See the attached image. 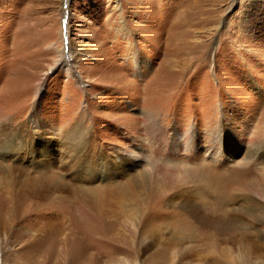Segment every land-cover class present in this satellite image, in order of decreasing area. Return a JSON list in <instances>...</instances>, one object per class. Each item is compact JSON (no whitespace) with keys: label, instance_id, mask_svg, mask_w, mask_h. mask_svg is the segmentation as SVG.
Wrapping results in <instances>:
<instances>
[{"label":"rangeland","instance_id":"obj_1","mask_svg":"<svg viewBox=\"0 0 264 264\" xmlns=\"http://www.w3.org/2000/svg\"><path fill=\"white\" fill-rule=\"evenodd\" d=\"M204 169L264 256V0H0V264H155Z\"/></svg>","mask_w":264,"mask_h":264},{"label":"bare ground","instance_id":"obj_2","mask_svg":"<svg viewBox=\"0 0 264 264\" xmlns=\"http://www.w3.org/2000/svg\"><path fill=\"white\" fill-rule=\"evenodd\" d=\"M72 49L74 47L70 48V55L73 54ZM204 170L207 171L204 173V175L206 174L204 176L206 187L199 189L198 194L193 197L194 200L195 198L200 200L198 204L183 208V212H172L166 216L164 220H167L165 223L167 234L165 238H162L163 242L143 241L145 245L154 243L149 245V248L152 249L159 246L160 251L157 254L154 253L158 257L155 264H174L179 254L183 252V255H187L191 254V251L204 264L264 263V260L262 261L264 256L245 243L257 236V232L249 224L236 217L241 215L238 210L227 205L230 199H234L233 193L239 190L233 188L232 184H235L236 187L241 184L242 181H239L238 178L242 177V171H234L231 175L226 176L216 170ZM94 208L87 210L84 208L81 212L88 215L89 210L96 211L97 208ZM240 211L250 220L264 224V214L260 217L255 208L251 207L245 211L240 209ZM51 235L53 234L51 233ZM202 246L206 250L198 249Z\"/></svg>","mask_w":264,"mask_h":264}]
</instances>
